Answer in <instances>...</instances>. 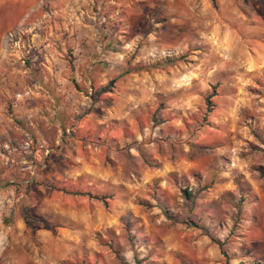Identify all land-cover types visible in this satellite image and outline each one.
<instances>
[{"label":"rangeland","instance_id":"rangeland-1","mask_svg":"<svg viewBox=\"0 0 264 264\" xmlns=\"http://www.w3.org/2000/svg\"><path fill=\"white\" fill-rule=\"evenodd\" d=\"M51 4L16 27L0 0L7 46L80 32L77 0ZM174 17L121 24L138 37L72 75L59 120L0 108V264H264V2Z\"/></svg>","mask_w":264,"mask_h":264},{"label":"crops","instance_id":"crops-1","mask_svg":"<svg viewBox=\"0 0 264 264\" xmlns=\"http://www.w3.org/2000/svg\"><path fill=\"white\" fill-rule=\"evenodd\" d=\"M24 6L16 27L23 21L35 23L37 17L44 20L52 18L51 14L41 10V6L53 2L66 3L71 0H1ZM81 4L79 22L82 23L77 34H60L44 27L42 32L29 29L26 42H18L19 48H9L5 34H0V108L12 106V110L35 119H60L68 111L66 96L67 85L73 82V74L91 71L99 72L106 62L114 57L113 39L131 38L130 30H117L121 24L131 23L147 17L148 10L152 16L175 13L174 21L181 24L185 21L195 22L197 2H264V0H77ZM98 8L106 7L111 15L109 21L117 20L118 27L107 28L104 33L98 25L104 15L89 11L90 4ZM105 5V6H103ZM93 6V8H94ZM38 9V11L36 10ZM105 9V8H104ZM37 13V14H36ZM187 14V15H186ZM102 15V16H101ZM136 17V18H134ZM252 22H258L259 16L252 14ZM97 20V21H96ZM15 27V28H16ZM138 37V35H134ZM102 40H107L106 44ZM75 45L76 57L71 63L64 57L66 43ZM74 48V47H73ZM97 77L93 75L92 79ZM77 81V80H76ZM20 114V115H21Z\"/></svg>","mask_w":264,"mask_h":264},{"label":"trees","instance_id":"trees-1","mask_svg":"<svg viewBox=\"0 0 264 264\" xmlns=\"http://www.w3.org/2000/svg\"><path fill=\"white\" fill-rule=\"evenodd\" d=\"M113 83H114V81H113V82H111V84H113ZM109 89H110V88H103V89H102V90H100V91H101V93H102V92H108V91H109Z\"/></svg>","mask_w":264,"mask_h":264}]
</instances>
